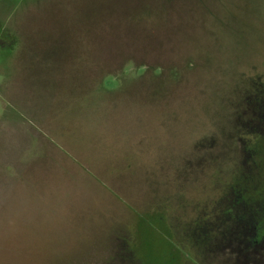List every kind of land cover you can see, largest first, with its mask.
Returning <instances> with one entry per match:
<instances>
[{"label": "rangeland", "instance_id": "1", "mask_svg": "<svg viewBox=\"0 0 264 264\" xmlns=\"http://www.w3.org/2000/svg\"><path fill=\"white\" fill-rule=\"evenodd\" d=\"M0 264H264V0H0Z\"/></svg>", "mask_w": 264, "mask_h": 264}]
</instances>
